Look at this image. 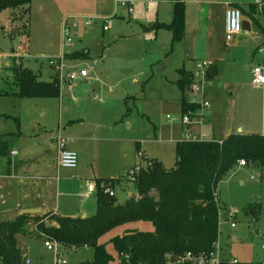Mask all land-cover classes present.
Segmentation results:
<instances>
[{"label": "rangeland", "instance_id": "obj_1", "mask_svg": "<svg viewBox=\"0 0 264 264\" xmlns=\"http://www.w3.org/2000/svg\"><path fill=\"white\" fill-rule=\"evenodd\" d=\"M122 1L38 0L30 5L28 13L22 9L0 13V137L8 142L10 150L17 152L18 155L11 156L17 168L33 178L34 182L28 181V189L38 190L32 192L39 195L47 208L60 206L61 211H68L74 218L80 217L77 201L79 204L82 200L84 182L69 175L78 172L79 165L73 172L56 168V138L67 139V147L72 149L70 146L80 142L71 141L75 131H69L70 121L83 119V125L78 127L83 132L84 126L89 129L97 123L102 125L95 132L103 139L93 144L99 147L98 153L103 152L104 160H114L105 164V175L127 180L122 187H116L115 199L122 203L129 194L137 196L128 174L139 165L145 166L143 157L157 158L167 169L175 167V142L184 139L177 70L183 64L192 68L186 52L195 61L214 64L219 70L218 76L208 78L206 83L205 79L201 81L204 94L194 90L191 93L190 87L189 93L184 92L188 100L191 94L197 100L204 96L210 103L205 113L210 116V124L218 128V137L225 138L230 133L264 135V87L251 84L252 65L264 58L258 52L264 47L262 17L260 26L248 17L251 30L243 31L240 39L226 41L223 14L228 0H180L185 5L188 27L180 41H173L168 30L155 33L151 26L156 22L171 23L174 0H135L132 13H127L128 5L121 4ZM104 18L110 19L107 31L103 30ZM241 18L243 22L246 17L242 14ZM87 22L91 24L86 25ZM142 26L148 30L143 31ZM191 27L194 29L189 31ZM59 56L63 57L64 69L59 73L86 70L88 76L65 82L58 73L59 98L27 99L16 95L11 69L14 62L21 61L41 81L49 82L55 75L49 58ZM116 119L124 123L126 120L131 128L120 123L112 128ZM117 135L127 138L124 142L109 139ZM137 148L142 158L136 154ZM49 150L51 155L47 154ZM28 154L38 160H25ZM3 164L0 162V171L5 169ZM47 175L61 182L59 191L54 188V181L47 180ZM74 193L79 195L75 199L65 196ZM216 195L220 213L231 209L238 212L235 228L227 220L219 224L218 238L225 257L241 264H264V168H240L238 164L220 178ZM7 209L0 200V221ZM95 210L92 208L87 214L92 216ZM35 222L30 220L27 227H34ZM132 230L152 232L154 228L146 222L128 223L101 241L109 243L113 236ZM26 237L18 238L27 256L26 264H53V256L44 248L40 233L37 239ZM85 250L69 256L70 262L91 260L93 249ZM107 250L117 264L118 257L111 244Z\"/></svg>", "mask_w": 264, "mask_h": 264}, {"label": "trees", "instance_id": "obj_2", "mask_svg": "<svg viewBox=\"0 0 264 264\" xmlns=\"http://www.w3.org/2000/svg\"><path fill=\"white\" fill-rule=\"evenodd\" d=\"M34 1L38 0H0V13L8 9H22L28 13ZM232 8L240 10L237 5ZM154 28L168 30L173 41H180L186 29L184 3L176 1L170 24H156ZM11 69L18 97H60L57 75L49 82L41 81L39 75L24 68L21 61L14 62ZM179 73L177 84L184 93L192 84V76L185 70ZM181 109L183 115L190 112L194 116L199 104H190L183 97ZM13 120L18 124L16 118ZM10 152L7 141L0 137V157H8ZM175 159L174 168L166 169L161 162L151 159L145 168L134 172L131 182L137 196L123 204L103 193V189L113 188L116 181H106L104 186L98 183L97 210L91 217L20 215L14 222L0 224L1 263L26 264L18 238L31 234L26 226L32 219L37 223L35 237L44 233L67 246L92 248L93 258L84 264H114L115 258L107 250L108 244L118 257L117 264H166L167 255L209 252L218 240V182L223 175L235 170L240 161L264 168V135L232 134L223 141H181L175 146ZM45 219L56 222L57 226H47ZM134 222L150 223L154 230L125 231L123 235L113 236L109 243L101 241L116 228Z\"/></svg>", "mask_w": 264, "mask_h": 264}, {"label": "crops", "instance_id": "obj_3", "mask_svg": "<svg viewBox=\"0 0 264 264\" xmlns=\"http://www.w3.org/2000/svg\"><path fill=\"white\" fill-rule=\"evenodd\" d=\"M176 1L177 0L173 1V8H174V4L176 3ZM257 1H259V3ZM235 5L240 7V10H241L243 16L246 17V18H244L243 22L249 23V25L245 26L246 29H243V31H245V32H249L251 30L248 17H250L252 21L257 23L258 26H260L259 17H262L264 19V0H254L253 3L252 2H237V1L228 0L224 3V14H223V33H224V36H225V11L228 7H233ZM257 9L259 10V12H257ZM172 19H173V13H172ZM171 22H172V20H171ZM156 24H166V23L156 22L153 26H151L152 29H154L155 33L158 31L156 28H154V26ZM186 27H188L187 24H186ZM192 29H194V27L188 28L189 31L190 30L192 31ZM142 30L147 31L148 28L146 26H142ZM262 30H264V29H262ZM236 37L237 38L239 37V39L242 38L243 32L241 35L236 36ZM86 54H87V52L84 53V58L86 57ZM186 54L189 57V60H192L190 62L192 65V68L190 69L188 67H185V65L183 64V67L177 70L176 84L178 83V80L180 78L179 71L185 70V72L187 74L193 76L195 71H196V64L199 62H203V61H198V60L195 61V59H192L190 52H188V53L186 52ZM73 60H77V59H73ZM257 64H264V58H263L262 62H255L252 65L251 78H252V69ZM246 69H248V67ZM218 73H219V70L216 67V65L211 64L210 68L207 71L205 83L208 81V78L218 76ZM56 75L57 74L55 72L54 76H56ZM54 76H52L51 79ZM177 86H178V84H177ZM178 88H179V86H178ZM186 92H188V91H186ZM202 94H204V93H202ZM183 97L185 98L184 93H182V97L179 100L180 101V112H181L182 116H183V113H182V109H181V101H182ZM192 97L193 96H191V94H190L189 98H192ZM194 97L197 100V96H194ZM133 99H135V98H133ZM185 99L188 101V98H185ZM201 100H204V96H203V99H201ZM201 100H197V102H198L197 104H199V108H200V101ZM205 112H207V111L202 112L200 109H198L197 112L195 113V116L193 117L194 124L191 126H184L181 123L182 128H183V133H184V139L175 142V146L178 142L186 140V135H187L188 131L191 132L192 137H195V139L203 140L204 138L212 137L211 140H216V141H223L228 136H230L232 134H237V133H230L225 138L218 137V135H217L219 132L218 128L214 124H210V118H209L210 116L207 117ZM126 115H128V113ZM197 117H198V119L194 120ZM201 117L203 118L202 123L200 122ZM124 121H125V123L123 122V120H117L116 119L115 121H113L114 125H111V127L116 128L117 125L120 123V125H128V127L131 128V124H127L128 122L126 120H124ZM85 123L86 122L84 121V125H85ZM68 124H69V129H70L69 131H71V132L75 131V136H73L71 138V141H79L80 142V144H74V145L70 146V147H72L73 151L75 150V152L78 154V157H79L78 165L80 167H79L78 172H73L74 170H66V171L73 172V173H70L69 175L76 176L79 180L84 182V194H82L80 197V199H82V200L79 201V204L77 201V206H78L77 211L79 212L80 217H76V218L85 219V218L91 217L87 214V212H89L92 208H96V210H97V195H98V190H99L98 183H101V185L104 186V183L106 181H113V180L116 181L117 184L113 188H111L115 194L116 187H122L125 183H127L126 182L127 180L125 179L126 180L125 181L124 179H120L121 177L110 178V177H106V175H105L106 174L104 171L105 164H107V163L112 164V163H114V160H104L103 152L98 153L99 147L97 148V145L93 144L96 142L100 143L103 139L102 137L97 136V133L95 132L102 125L97 123V125H95L93 128H89V129H85V126H84V132H83L82 130L78 129V127L83 125V119H77L76 121H70ZM209 124H210V126H209ZM113 126H115V127H113ZM107 127H109V126H107ZM111 127H110V129H112ZM121 132L123 134H125L122 130H121ZM247 135H251V134H247ZM122 137L123 136H120V135L109 136V139L116 141V142H124L125 141L124 138H127V137L124 136L123 139H121ZM67 143H68V140H67ZM8 147H9V144H8ZM72 149H70V150H72ZM10 151L11 152H10V155L8 157H0V162H3L4 163L3 166H5V169L3 171H0V200L3 202V204L5 206H8V209L3 216L4 219H2V221H0V224L8 223V222H14L17 219V217L20 215L36 216V215H44V214H53V215H57L60 217H67V218L76 219L74 217H71L73 215H70L69 213H67L68 211L66 212L63 209H62L63 211H61L60 206H56L53 208H49V207L47 208L45 203L39 199V195L36 192H32L33 190L34 191H38V190H36V189L29 190L28 189V187L30 185L29 182L32 181L33 178L31 176H27L25 174V171L21 170L20 167L17 168V163H16V161H13V158L11 156L18 155V154L14 150L13 151L10 150ZM13 152H15V153L13 154ZM140 153H141L140 148H137L136 154H139V156L142 158ZM47 154L51 155V151L49 150V152ZM54 155H55L54 159L56 161V168L62 170L61 168L58 167V149L56 152L54 151ZM124 156H126L125 153H124ZM143 158H144V160H142V161L145 163V166L139 165L137 168H140V169H142V167L145 168L147 166V161L151 160V159L157 160L163 164V162L157 158H149V157L148 158L143 157ZM8 160H10L9 163H8ZM19 160H24V159H19ZM25 160H38V159L35 157V155L28 154L27 157L25 158ZM129 161L130 160H127V162H129ZM119 162L124 163V160H119ZM163 166H164V164H163ZM246 166L249 168V165H246ZM246 166H240V168L246 167ZM137 168L136 169L133 168L132 170L129 171L128 180L130 179V181H131V176L133 175L134 172H136ZM76 169H78V168H76ZM47 180L54 181V188L58 191L60 190L61 182L60 181L57 182L58 179L56 177H54L52 175H47ZM33 182H34V180H33ZM90 184H93L96 186V191L93 193L88 192V186ZM57 194H59V193L57 192ZM94 194H96V197H94ZM68 195H70V194H68ZM68 195L65 194L66 197L73 198V199H75V198H77V196H79V195H77V193H74L70 196H68ZM132 196L133 195L129 194L127 199H129ZM124 202H122V203L119 202V204H123ZM82 205H84V208H82L83 207ZM28 209H36V210H40V212L37 214H22L23 210H28ZM96 210H95V213H96ZM60 212H62V213H60ZM95 213L93 215H95ZM32 220H34V219H32ZM45 224L47 226H57L56 222L50 221L48 219H45ZM34 227H36V224ZM34 227L32 226V227L28 228L26 226V228L31 233V235L26 237V239L27 238L28 239H37V237H35V235H34V232L36 231V228L34 229ZM19 246H20V241H19ZM21 250H22V248H21ZM84 251H86V250L84 249ZM23 253H24L23 255H24V258L26 261V258H27L26 253L24 251H23ZM80 253H82V252H80ZM71 255H73V254H71ZM71 255H69V256H71ZM91 260L80 261V262H77L75 264H80V263L83 264L86 262H91Z\"/></svg>", "mask_w": 264, "mask_h": 264}, {"label": "built area", "instance_id": "obj_4", "mask_svg": "<svg viewBox=\"0 0 264 264\" xmlns=\"http://www.w3.org/2000/svg\"><path fill=\"white\" fill-rule=\"evenodd\" d=\"M259 3V1H257ZM135 3V0H124L121 4L128 5L127 13H132V5ZM242 13L239 9L228 7L225 11V39L226 41L232 40L234 37L239 36L243 32L242 26ZM109 18L103 19V30L107 31V24L109 23ZM91 24V22H87L86 25ZM66 32L68 30L66 29ZM259 53L264 55V47L258 51ZM65 58V57H64ZM63 57L59 56L56 58H49V66L55 68L56 74L59 72H63ZM211 64L207 62H199L196 64V71L192 76V84L190 85L189 91L192 93L193 90L196 93H203L200 88L201 81L206 79L207 71L210 68ZM61 80L65 82H71L73 79L81 78L84 79L88 76L86 70H80L75 73H59ZM59 80V81H61ZM204 82V81H203ZM251 83L257 87H264V64H257L252 69V81ZM190 104H197V100L192 97L188 100ZM201 111H207L210 108V103L201 100ZM195 116V115H194ZM189 112L186 115L181 117V123L184 126H191L194 124L193 117ZM203 117V116H202ZM201 117L200 122H203V118ZM186 141H202L200 139H195L192 137L191 132H187ZM56 144L58 147V167L64 170H75L78 166V156L77 153L73 150H70L67 147V139L59 136L56 138ZM15 152H13L14 154ZM239 166H246L245 161H240ZM140 168H137V172ZM96 191V186L90 184L88 186V192L93 193ZM103 193L109 195L110 197H114L115 194L111 188L103 189ZM238 212L235 209L228 210L226 212L220 213L219 224L220 222L227 220L230 224L231 228H235L236 224L234 222ZM224 217V219H222ZM219 232V229H218ZM41 239H43L44 248L52 254L53 256V264H72L69 260V255L74 254L76 251L80 249H87L88 247H75V246H67L55 239H52L45 235L44 233H40ZM219 236V233H218ZM264 248V247H263ZM127 259V256H124ZM82 264V263H80ZM84 264V263H83ZM166 264H241L234 258L225 257L221 244L218 240L212 245V249L209 252H192L187 251L178 256H170L166 257Z\"/></svg>", "mask_w": 264, "mask_h": 264}, {"label": "water", "instance_id": "obj_5", "mask_svg": "<svg viewBox=\"0 0 264 264\" xmlns=\"http://www.w3.org/2000/svg\"><path fill=\"white\" fill-rule=\"evenodd\" d=\"M246 25H249V23L248 22H242L243 29H246L245 28ZM39 212H40V210L28 209V210H23L22 214H37ZM222 219H224V217Z\"/></svg>", "mask_w": 264, "mask_h": 264}]
</instances>
